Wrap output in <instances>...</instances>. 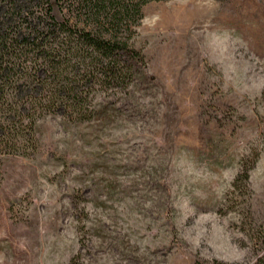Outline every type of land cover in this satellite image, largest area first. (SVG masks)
<instances>
[{
  "label": "rangeland",
  "instance_id": "rangeland-1",
  "mask_svg": "<svg viewBox=\"0 0 264 264\" xmlns=\"http://www.w3.org/2000/svg\"><path fill=\"white\" fill-rule=\"evenodd\" d=\"M142 13L144 79L110 92L107 121L48 116L34 156L0 155V264H254L264 248V0Z\"/></svg>",
  "mask_w": 264,
  "mask_h": 264
},
{
  "label": "trees",
  "instance_id": "trees-1",
  "mask_svg": "<svg viewBox=\"0 0 264 264\" xmlns=\"http://www.w3.org/2000/svg\"><path fill=\"white\" fill-rule=\"evenodd\" d=\"M150 1L0 0V155L34 156L48 116L107 121L110 92L144 79L131 40Z\"/></svg>",
  "mask_w": 264,
  "mask_h": 264
}]
</instances>
